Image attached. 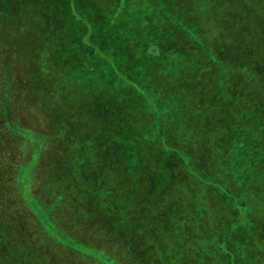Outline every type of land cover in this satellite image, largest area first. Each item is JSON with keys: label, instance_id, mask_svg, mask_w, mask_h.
<instances>
[{"label": "trees", "instance_id": "obj_1", "mask_svg": "<svg viewBox=\"0 0 264 264\" xmlns=\"http://www.w3.org/2000/svg\"><path fill=\"white\" fill-rule=\"evenodd\" d=\"M40 1L46 3L48 0ZM146 2L147 0L47 2L49 22H45L44 25L39 23L36 26L38 30L36 49L31 45L32 56L27 61L24 60L26 64L24 77L26 80L30 79V86H28V96H23L22 100L25 101L37 92L43 94L39 95L41 99L39 100L41 104L45 103L48 106V114L56 122V132L70 133L71 143H77L75 149L79 152L80 160L77 158V164H71V161L64 163L69 166L67 171L73 178L74 183H70L71 189H64L69 183L59 184L56 180L51 181V175H44V183L37 180L34 175L31 176L27 187L29 203L21 200L16 166L24 163L25 152L20 155L18 151L20 141H24L23 136L20 137L19 134L25 131L27 136H35L36 140L37 137L42 140V137L35 135L29 127L19 125L11 119L12 115L6 103L11 96V81L6 80L0 98L2 107H0V118H2L0 132L6 128L12 133V137L17 142L14 151L19 153L20 157L19 163L13 166L14 169H8L4 174L5 179L3 178L6 181L4 184L7 199H4V209L0 214V264H102L95 260L102 256L100 252L84 247L99 249L91 240L87 230L88 225L83 224V220L79 217L81 215L76 211L81 207L78 204V196L82 198L79 192L82 194L83 191L86 192L87 199L88 197L91 199L87 210L90 205H95L103 213L109 214L114 210L124 216L132 217L140 211L142 205L150 204L154 207L157 211L150 224L156 222L171 231L161 234L163 236L161 243L159 237L151 234V239L155 240L151 248L162 253L164 260L161 264H169L173 260L172 250L180 247L178 241L181 238L178 239L175 234H182L185 230L181 222L184 215L189 212V205L184 204L175 209L180 215L172 212L171 218L176 220L174 223L165 217L168 211L162 212L161 209H166L167 202L174 196L171 195V189L165 187L175 179L168 167L181 162L184 151L186 153L192 151L190 143L195 140L200 143L201 153L209 157L210 153L204 143H207L209 138L208 128L211 130L215 128L211 126L213 118L217 124V132L213 139L217 148L213 155L217 163L216 167L229 160L233 165L241 164L247 159L248 172L253 174L256 172L255 169H258L256 164L251 163V158L247 157L249 154H245L244 144L250 142L257 146L259 141L264 143V125L256 121L251 124L246 116L253 110L251 101L255 94L264 93V0L259 4L260 7L257 6L258 0H240L238 3L235 1L239 6L233 14L229 13L233 15L230 23L232 33L226 40L222 36L218 37L215 41L218 42L217 46L214 45L213 39L205 40L208 38L203 36L202 30L199 31L198 24L206 14L199 17L196 11L191 12L190 20L192 18L195 22L191 25L197 26V32L188 30L190 26L182 28V22L178 24L182 29L180 33L153 32V29L158 31L161 24H158L159 19L155 20L153 16L147 17L146 14L142 16L146 10L144 7ZM179 13L181 15L180 10ZM101 18H107L104 27ZM224 21L227 23V18ZM218 27L223 30L225 25L219 23ZM98 34L106 35L103 37L105 41L93 44ZM85 47L91 50L90 54H96L98 58L95 56L89 65V70L81 71L82 77H79ZM227 47L237 50L239 54L243 52L244 62L234 63L229 60L225 54ZM170 55L174 56L167 61ZM114 57L117 58L116 63L109 62L114 61ZM72 64L74 68L70 67ZM98 65L109 68L103 76L104 79L108 78L107 76L114 79L112 68L118 67L117 72H122L120 67L125 66L128 73L123 72V75L127 77L134 75L138 78H136L137 82L144 81V83L134 84L132 87L128 84L116 83L118 90H121V93L132 90L140 97L151 98L149 101L152 106L148 104L146 106V110L150 112L147 115L140 106L136 107L137 101L133 102L132 114L128 117L124 116L125 107L118 108V118L115 119L119 129L114 133V137V134L104 129L98 130V125L95 128L87 105L80 106L78 103L84 101L78 100L73 92L79 90V87L87 90L93 85L91 81H94L95 76L91 66L95 68ZM74 70L78 73L76 76L71 74ZM243 78L261 86H258L259 89L248 88L245 90L246 93H239L233 84ZM166 80H172L174 85L168 84ZM180 80L187 82L183 84ZM168 91L185 98L182 103L173 100V106L178 108L180 105H186L182 108L183 114H188L186 127L193 130L196 135H200L191 137V142L183 137L177 144L174 143L170 128L163 127L160 123L161 113L169 111L162 100ZM51 94H57L58 97L50 99ZM129 95L131 94L126 96ZM91 98L88 99L91 101ZM29 109L34 112V105ZM169 114L177 118L176 113L166 115ZM190 114L199 117L191 123ZM56 115H61V119L65 118L60 121L61 124H58L59 119ZM97 119L102 120L101 117ZM104 119L106 121L105 116ZM198 121L200 128L196 130L195 125ZM64 124L65 127L62 126ZM246 124L248 127L244 129ZM71 125L81 126L79 136L70 130ZM85 128H89L90 132H86ZM175 128L171 131H175ZM154 129L156 131L153 134ZM155 135L160 139L157 140ZM191 135L192 133H188L187 137ZM55 136L57 137V134ZM145 137L152 140V144L147 148L144 144ZM171 143L176 147L171 146ZM233 143L234 145L229 146ZM110 144L114 150L107 147ZM42 150L48 151L47 153L53 152L51 146L47 148V145L43 149L38 148V152ZM114 156L116 158L111 159ZM116 159L117 162L113 166L112 161ZM79 162L86 163L89 168L81 169L78 167ZM2 164L6 169V162ZM47 165L50 164L46 162V167L43 166L41 169L46 170ZM36 169L37 166L35 172ZM150 171L153 174L148 176ZM118 173H125L126 179H121ZM146 198L151 199L152 202L146 201ZM53 199L55 202L51 203ZM43 203L49 206L47 212H44L40 205ZM171 209L172 207L169 210ZM225 211L229 216L220 218V224L222 226V220L226 218L230 223L222 237L217 238L218 244L205 247L201 243V239L205 237L203 232L199 239L200 245H197L199 250L197 249L196 254L192 253V259L194 255L198 264H264V212L253 213L248 209L241 212L233 209L231 211L230 206H226ZM72 213H76L74 225L68 226L66 219ZM23 233L30 237L24 239ZM201 233L202 231L199 230V234ZM119 240L116 241L117 248L119 245H126V249L131 252L123 264L156 263L153 261L155 259L153 256L158 255L157 252L151 256L152 259L145 261L140 257L143 254L139 245L132 243V240ZM188 245L190 244L183 242L180 249V256L186 261L183 263H196L197 261L188 259V253L185 254ZM42 253L44 255H41ZM76 259H81V263L75 262ZM175 261L177 260L173 262ZM103 263L110 264L106 261Z\"/></svg>", "mask_w": 264, "mask_h": 264}, {"label": "rangeland", "instance_id": "obj_2", "mask_svg": "<svg viewBox=\"0 0 264 264\" xmlns=\"http://www.w3.org/2000/svg\"><path fill=\"white\" fill-rule=\"evenodd\" d=\"M235 1L237 3L240 2V0H147L144 4L146 10L142 13V16L146 14L147 17L153 16L155 17V20L159 19L158 24L160 23L161 27H159L158 31L153 29V32L171 34L172 32L180 33L182 31V29L178 27V24L181 22L183 24L182 28L190 26L192 29L188 27V30L197 32V26L191 25V23H195L192 18L190 20L191 12H198L199 17L206 14L204 15L205 18H203L200 24H198L199 31L202 30L203 36L208 38L205 40L213 39L214 45L217 46L218 42L215 41L218 40V37L222 36L224 40H226L229 37V34L232 33V30H230V23L233 15L231 14H233L234 10L239 6L235 4ZM47 2H52V0H48ZM47 2L44 3L40 0H0V98L2 96L1 93L3 84L6 80H10L11 96L8 98L6 103L9 106L10 113L12 115L11 119L19 125L21 124L24 127H29L35 135L42 137V140L40 137H37L38 140H36L34 138L35 136H27V132L25 131L23 134H19L21 135L20 137L23 136L24 141H20L21 146H18V151L20 155L25 152V155L23 156L24 163L16 166L18 173L17 185L19 197L22 201H26L27 204L29 203L27 200V187L31 176L35 175L37 180L44 183V175H51V181L56 180L59 184L69 183L68 186H64V189L69 190L72 187L70 183L73 184L74 182L73 178L70 177V172L67 171L69 166L64 163L71 161V164H77L76 161H78V159L80 160L79 152L75 149V145L77 143H71L70 133L67 131V135L62 131L56 132V122L53 121L50 114H48V106L45 103L41 104L40 102L41 99L39 95L43 94L41 92H37V94H32L25 101L22 100L23 96H28V86H30V79L26 80L24 77L26 74V64H24V60L27 61L28 58H31L32 56L31 45L34 47L33 49H36L38 41V30L36 26L39 23L44 25L45 22H49L50 17H47V7L49 6ZM260 3H263V0H258V7H260ZM205 5L208 6L206 7ZM216 11H219L220 14ZM229 15L231 16L230 18L227 17ZM225 18H227V23L224 21ZM105 19L107 18H101L100 20L103 27L106 24ZM146 19L144 21H146ZM219 23L225 25L223 30L218 27ZM33 24L35 25L33 26ZM105 36L106 35L98 34L94 38L93 44L104 42L105 40L103 37ZM90 47L92 50L93 45ZM83 51L85 55L83 64L81 65L82 68L79 72V77H82L81 71L85 69L89 70V65H91L92 60H94L96 56V54H90V51L86 47ZM225 54L226 57L229 60L234 61V63L244 62L243 57L245 54L243 52L239 54L237 50H232L227 47ZM173 56L174 55H170L166 60L168 61ZM195 57H197V55H195ZM116 61L117 58L114 57V61L109 62L116 63ZM70 67L74 68L75 66L72 64ZM209 67H211V65H209ZM120 68L122 72H117L118 67L112 68L115 77L114 79L111 76H107L108 78L104 79L103 76H105L109 68L99 65L95 68L91 66V71H93V75L95 76L94 81H91V84L93 85L87 90H83L81 87H79V90L77 91L72 90L76 94L78 100L82 99L84 101L83 103L78 104L80 106L87 105L88 110L91 112L90 119L95 123V128L98 125V130L101 131L104 129L112 135L117 133L119 129L115 119L118 118V108L125 107L126 112L124 113V116L128 117L132 114L133 102L137 101L136 107L140 106L146 115L150 114V112L146 110L147 104L152 106L149 101L151 100L149 96L143 98L140 97L137 92L134 94L132 90V93L129 91L121 93V90H118L117 85H115L116 83L128 84L131 87L134 84L138 85L144 83V81L137 82V77L134 75L131 77L123 75V72L128 73V69L125 68V66ZM22 72L24 75H22ZM71 74L72 76H76L78 73L74 70L71 71ZM161 82L163 81L161 80ZM166 82L174 85L172 80H166ZM186 82L187 81L185 80H180V83L185 84ZM233 85L236 86V90L239 93H246L245 90L248 88L254 89V87H256L259 89L261 86L254 81L249 82L244 78L241 79L240 82L234 83ZM127 94L131 95L126 96ZM56 97H58L57 94L50 95V99H56ZM89 97H92L91 101L88 99ZM162 100H164L163 104L168 106L169 111L161 113L159 120L163 127L167 126L170 128L169 131L173 134L175 140L174 143L177 144L178 140H181L183 137L191 142V137L200 136L196 135L193 130H189L186 127V118H188V114H183L182 112V108L186 105L183 103L184 105H180L178 108L173 106V100L182 103L185 101L184 97L182 98L181 95L168 91L165 93L164 97H162ZM251 104L253 110L246 114L249 122L252 124L256 121L258 124L261 123L264 125V93L255 94ZM31 105H34L35 107L34 112L29 109ZM167 113H176L177 118H174L172 114L166 115ZM56 116L59 119L58 124H61L60 121L65 119H61V115ZM103 116H105L106 121L105 119L103 120ZM190 116L192 118L191 123L199 117V115L196 114H190ZM99 117H101L102 120L97 119ZM1 119L2 118H0V125ZM97 120L101 121L97 122ZM142 122H144V120H142ZM62 126L65 127V124ZM211 126L212 128H215L212 130L208 128L207 131H209V138H207V143H204L210 153L209 157L205 156L207 154L203 155L201 153L199 148L200 143L198 140H195V142L190 143L192 151L188 153L184 151V156L181 157L182 161L168 167L170 174H172L175 179L172 183H167L165 187L170 188L171 195L174 196H172L170 201L167 202L166 209H161L162 212L168 211V214L166 213L165 217H167L168 221L174 223L176 220L171 218L172 212L180 215V213H177L175 209L184 204L186 206L189 205V212L184 215L181 222V226H184L185 230L182 234H175V237L178 239L181 238V240L178 241L180 247L172 250L173 260L170 261L169 264L186 263L182 256H180V249L182 248L183 242L190 244L187 246V252L185 253H188V259L196 262L197 260L195 256L193 255V259L191 256L193 252L196 254L197 249L199 250V246L197 245H200L199 239L202 237L203 232L205 237L201 239V243L204 244L205 247L218 244V242H216L217 238L222 237L230 223V221L226 218L222 220V226L220 224V218L229 216V214L225 211L226 206H230L231 211L233 209L241 212L242 210L248 209L253 213H255V211L258 213L264 212V143L259 141L260 143H258L257 146H254L250 142L244 144L245 154H249L247 157L251 158V163L256 164L258 168L255 169L256 172L253 174L248 172L249 165H247V159L241 164L233 165L229 160L226 163L219 165L217 168V163L213 156L217 149L214 146L216 142H213L217 132V124L214 121V118ZM58 127L60 128V126ZM174 127H176V130L171 131ZM247 127L248 125L246 124L244 129H247ZM199 128L200 121H198L195 125L196 130ZM85 129L86 132H90L89 128ZM70 130L79 136L81 126L77 127L71 125ZM147 130H149V128ZM11 131L13 132V130ZM155 131L156 129H154L153 134ZM83 132L85 133V131ZM188 133H192V135L187 137ZM55 134H57V137ZM256 134L257 133H255V137L258 136ZM114 136L115 134L113 137ZM59 137L67 139H60ZM155 137H157V140L160 139L157 135H155ZM160 141L162 142V140ZM144 142L146 148L152 144V140L147 137L144 138ZM174 143H171L170 145L176 147ZM16 145L17 142L14 140L12 133L9 130L5 128L3 132H0V214L4 209V199H7L4 174L8 169H14L13 166L19 163V153L14 151ZM46 145L47 148L51 146L53 152L47 153L48 151L46 152L45 150L38 152L39 147L43 149ZM232 145H234V143L229 144V146ZM107 147L110 150H114L112 148V144L107 145ZM26 151H28V153ZM146 152H148V150ZM114 158H116V156L111 159ZM45 161L50 165H47L48 167L46 170H42L41 168L46 164ZM4 162H6V169L5 165L3 166L2 164ZM81 162H79L78 167L83 170L89 168L86 163ZM112 162L114 166L117 159ZM35 166H37L36 172ZM69 170L72 171V169ZM149 173L150 174L148 176L153 174L151 171ZM118 174L121 179H126L127 175L125 173ZM111 176L112 175H110V177ZM83 192L84 193L82 194L79 192V195H81L82 198L78 196V204L81 207H79L76 211L79 215H81L79 216L77 214L83 220V224L88 225L87 230L91 235V240L99 249L87 246L84 247L102 254L101 257L97 256L98 258H95V260L102 264H104L103 261L109 262L110 264H123L124 260H126L127 256H129L131 252L126 249V245H119L117 248L118 243H116V241L120 239L119 241L132 240V243L139 245L143 254L139 256L143 257V260L145 261L147 259H152L151 256L157 252L158 255L153 256L155 258L153 261L156 262L155 264L162 263L164 260L162 253H160L159 250L155 251L154 248H151V244H155V240L151 239V234H155L156 237H159V241L161 243V238H163L161 234L171 231V229L168 227L164 228V226L157 224L156 222L150 224L157 211L154 207L150 204L146 206L142 205L140 211H137L132 217L124 216L121 212H116L114 210H112L109 214L103 213L98 210L95 205H90L87 210V205L90 203L89 200L91 199L89 197L87 199L86 192ZM145 200L152 202V200L148 198ZM166 201L167 200H165V202ZM53 202H55V199L51 201V203ZM40 205L44 212L49 210V206L45 205V203ZM100 205L101 204H99V206ZM171 207L172 209L169 210ZM144 211H146V213H144ZM75 214H70V216L66 219L68 226L74 225ZM240 222H242V220H240ZM199 230L202 231L201 234H199ZM196 233L199 234L200 237ZM22 237L25 239L30 236L23 233ZM83 242L88 243L89 241L83 240ZM194 244H196V248H194ZM46 254L47 253L45 252V255ZM41 255H44V253ZM164 256H166V254H164ZM174 260L177 261L173 262ZM74 261L81 263V259H76ZM190 264H198V261Z\"/></svg>", "mask_w": 264, "mask_h": 264}]
</instances>
